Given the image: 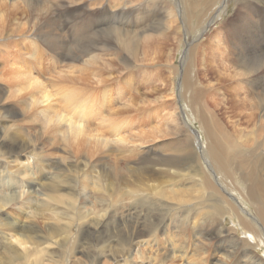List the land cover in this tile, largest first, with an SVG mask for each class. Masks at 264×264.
Segmentation results:
<instances>
[{
  "label": "rangeland",
  "instance_id": "rangeland-1",
  "mask_svg": "<svg viewBox=\"0 0 264 264\" xmlns=\"http://www.w3.org/2000/svg\"><path fill=\"white\" fill-rule=\"evenodd\" d=\"M188 1L194 10L190 15H187L186 0H29V6L22 8L26 10L27 18L23 32L14 33L11 39L0 41V52L5 49L1 46L2 43L12 42L15 53H26V62L16 64L14 61L13 67L33 73L41 82L40 86L32 85L27 89L29 103L19 108L15 106L16 98L10 97V88L6 94L8 111L6 110L5 115L10 113L14 116L13 122H21V133L29 135L33 142L28 144L17 140L13 134L6 136L13 137L12 143L17 141L14 151L28 153L24 161L30 159L34 174L31 171L22 172L13 163L3 165L0 173L7 174L4 179L0 174V195L13 197L8 203L11 205L8 206V211L14 218L18 216L19 220L24 221L26 218L25 221H28L27 217L32 211V206L29 205L31 200L23 197L27 181L34 178L35 174L36 178L41 177L38 189L43 193L54 182L55 170L63 175L62 179L68 183L69 189L61 190L60 194L72 204L57 211L63 215L70 231L69 238L67 234L63 238L66 243L65 240L62 241V247L52 246L55 260L67 258L71 253L79 251L78 242L79 247L89 248L94 264L192 262L198 256H194L193 251L185 250L189 246L187 236L190 234L184 229L194 227L195 231L201 230L204 234L206 226H195L194 214H188L185 210L201 206L203 193L207 195L210 192L198 186V175L203 173L210 178L216 177L209 170L211 161L205 157V162L200 157L198 147L202 151V145L207 147L212 142L229 144L232 140L230 150L262 155L264 148L259 147L258 143L264 133V119L261 118L260 110L251 106L258 101V97L250 92L263 91L264 77H250V74L246 75V69L250 66L255 70L262 69V64L258 61L264 56V0H212L209 6L206 5L207 0ZM246 3L256 11L255 18L245 21L240 28L231 26L230 22L237 14L242 12L245 16L248 13L243 11ZM149 11H154L158 18L165 20L164 23L152 20L139 28L140 32L146 31L144 36L154 35L158 38L156 47H146L144 37L135 53L115 47L112 29H108L118 28L123 32L133 31L136 34L135 21L139 19L137 14ZM214 14L217 18L204 32L203 28L209 25ZM74 24L76 27H71ZM156 26H162V30L156 31ZM250 30L254 32L251 39ZM258 30L261 35L256 34ZM101 35L108 38L110 43L99 44L98 38ZM21 39L24 41L19 44ZM53 39H58L55 49L50 48V42L46 43ZM66 41L70 45L66 46ZM59 42L61 44L58 46ZM95 46L104 49H95ZM207 46L212 50H206ZM207 51L210 53L205 56ZM212 51L214 54H211ZM215 54L217 61L213 60V67L200 64L203 58L209 57L206 60H210L211 55ZM70 55L71 59L66 57ZM93 56L96 59L90 60ZM4 66L2 60L0 70ZM34 67L41 74L34 73ZM97 70L104 72L107 89H113L114 82L121 81L124 86L122 90L127 92L125 106L136 109L137 156L134 154L130 158L128 154L121 155L118 146H105L96 139L100 134L99 125L106 122L100 123L96 119L95 101L85 83L98 84L99 78L94 75ZM187 75L191 85L185 88L184 80ZM68 76H74L79 81L75 93H78L82 105L78 104L75 124H82L83 132L71 144H50L49 135L44 133L39 122L44 112L38 114L37 109H47L50 116H67L69 105L64 96V80ZM217 86L222 91L217 90ZM119 105L116 103L114 107ZM23 112H26L25 116H22ZM106 115H112L109 119L115 124L128 121L125 116L118 114ZM202 122L211 129L212 138L209 136L208 139L206 136ZM129 135L130 133L126 134ZM110 146L115 149L109 151ZM1 160L6 158L2 157L0 162ZM129 168L141 171L150 168L152 177L143 185L141 182L131 184L136 191L125 200L127 222L117 224L115 220L110 223L103 221L97 230H88L83 222L84 218H81L83 212L89 208L98 210L101 207L115 211L124 191L121 179L125 177L134 180ZM105 174L111 176V179L104 177ZM100 179L103 181L99 184ZM216 186L230 188L227 192L232 195L229 200L234 205H239L240 201L245 211L257 217L253 205L244 194L246 184L242 180L238 181L236 187L223 183L218 178ZM52 208L50 205L47 211L37 213L43 218L39 219L40 224L47 229L51 224L60 225V222L52 219ZM119 211L118 214H111L121 216ZM212 216L207 218L206 224L220 222L218 217ZM203 220L200 219V222ZM234 222L238 225V218H234ZM223 224L226 228L234 226L229 217L223 220ZM127 226L133 228L131 232L126 229ZM236 228L239 230L238 237H245L243 230L239 226ZM136 232L144 233L138 241H134L136 248L151 240L150 244L147 243L148 246L139 248L143 258L136 254L137 249H129V241L136 236ZM0 235L1 246L4 239L1 233ZM262 237L264 241L263 232ZM238 242L234 245L237 250L243 246L240 240ZM195 243L200 247L198 241ZM260 243L255 252L258 253L259 263L264 264V243ZM207 244L206 248L210 243ZM174 250L178 251L177 257L170 253ZM114 254L118 257H114ZM40 257L44 258V253ZM69 261L66 259V263ZM19 264L31 263L24 256ZM250 264L255 263L250 261Z\"/></svg>",
  "mask_w": 264,
  "mask_h": 264
},
{
  "label": "bare ground",
  "instance_id": "bare-ground-1",
  "mask_svg": "<svg viewBox=\"0 0 264 264\" xmlns=\"http://www.w3.org/2000/svg\"><path fill=\"white\" fill-rule=\"evenodd\" d=\"M186 1L187 15H190L192 12L194 13V10L190 2L188 0ZM211 2L212 0H207L206 5L209 6ZM24 6H29V0H0V41L4 39H11L14 33L19 34L23 32L22 29L27 19L25 13L26 10L24 9V11L22 9ZM243 9V11H247L248 13L243 16L242 12L240 11L241 13L237 14V16L233 20H231V26L235 25L240 28L245 21L248 22L249 19L251 21L255 18L254 14L256 13V11L250 4L246 3ZM137 15L139 19H136L135 21L136 34H134L133 31L123 32L118 28L108 29H112L111 31L113 34L115 47H117L118 49L135 53L138 50L143 37L146 40V47H156L158 38L154 35L144 36L146 31L140 32L139 28L142 24L148 23L152 20L155 23L157 20L159 21V23H164L165 20L162 18H158L154 11L144 13L140 12ZM216 18L217 15L214 14L213 18L209 22V25L203 28L204 32L207 31V28L211 26L210 23L212 24V22H214V19ZM71 27L75 28L76 24L72 25ZM161 27L162 26H156L154 29L156 31H161ZM259 31L260 30L256 32V34L258 33L257 35H261L259 34ZM230 32L235 33L232 30H230ZM253 35L254 32L250 30V39L253 37ZM57 40L53 39L44 42H46L47 44L50 42V48L55 49ZM23 41L24 39H21L19 41V44ZM98 43L105 45L110 43V41L104 35H101L98 38ZM60 44L61 42L58 43V46ZM68 45H70V43L69 41H66V46ZM1 46L5 49L4 51L0 52V63L2 60H4L5 66L0 70V159L3 157L6 158V160H1L0 167L13 163L17 167H20L22 172L25 173L27 171H31V173L34 174L30 159L24 161V157L28 153L25 151H14V144H17V141L12 143L13 137L28 144L32 143L33 139L29 135L21 133L20 130L22 129L23 125L18 121L13 122L12 117L14 116L12 114L8 113L7 115H5L6 110L8 111L5 97L10 88V97L16 98V108H19L23 104L27 105V103H29L27 89L31 88L32 85L40 86L41 82L38 77H35L33 75V73L13 67L15 64L14 61L16 62V64H24L26 62L24 58L27 55L26 53H24L23 51L15 53V47L12 42L2 43ZM95 49L101 50L104 49V47L95 46ZM205 49L210 50L211 48L209 49V47L207 46V48L205 47ZM212 52L211 54H214V52ZM209 53L207 51L205 53V56H207V54ZM66 57L71 59L72 55ZM211 57L215 59H211ZM211 57L210 60H206V58L209 57L203 58L200 61V64L205 67H213L214 63L217 61V55H211ZM95 59L96 57L93 56L90 60ZM213 60H215V62ZM258 63L262 64V69L255 70L250 66L246 69V75L250 74V77L261 75L262 77H264V56L260 57ZM33 72L41 74V72L37 71L35 67L33 69ZM94 75L99 78L98 84L94 85L85 83L86 89L94 98L95 110H97L96 119L100 123L106 122V124L104 125H99L100 134L96 138L97 141L101 142L105 146L109 144L118 146V151L121 155L128 154L130 158H132L134 154L137 156L136 152L137 150H139L136 145L137 140L135 138V132L138 125L135 122L137 114L135 112L136 109H128L124 104V99L127 92L126 90H122L124 87L123 84L121 83V81H115L113 89H107V82L104 77V72L102 70H97L94 72ZM24 76L31 77L33 80H31V78L27 79ZM64 82L66 83V91L64 93V96L67 104L69 105L67 116L65 118H63V116L60 114L50 116V111H48L47 109H37L38 114L39 112H44V115L39 120V122L44 133L49 135L48 142H50V144H71V142L75 138H80L81 133L83 132L82 124H75V113L78 110V104L82 105L78 93H75L79 81L74 76H68L64 80ZM184 85L185 88L191 85V80L188 75L185 77ZM216 89L222 91L221 87L219 86H217ZM18 93L20 94L18 95ZM250 94L258 97V101L255 102V104H251V106L255 107L257 110H260L262 114L261 118L264 119V89L260 93L251 91ZM116 103L120 104L117 108L114 107ZM106 114H118L120 116H125L126 120L128 121H124L120 124H115L112 123L109 119L110 117H112V115H109L107 117ZM25 115L26 112H23L22 116ZM184 124L186 123L184 122ZM202 125L208 139L209 136L212 138L213 133L211 129L207 127L204 122H202ZM129 126L130 128H128ZM186 126L188 127L189 131H191L190 127L187 124ZM14 127L17 128L15 130H11V128L14 129ZM262 127L264 132V124L262 125ZM49 130H51V132H49ZM127 133H130V135L126 136ZM8 134H13V137L11 138L10 136H6ZM196 141H198L197 138ZM231 143L232 140L229 142V144L212 142L209 143L207 147L206 145H202V151L200 150V147H198V154L200 155V157L204 159L205 162L207 161L206 159H209L211 161V168L209 170L213 174L215 173L214 175L216 177L210 178L203 173H200L198 175V179H196V181L198 182V186L201 189L205 188V190H209L210 192L207 195L203 193L201 206H196L193 209L185 210V212L188 214H194L193 222L195 226L199 224L206 226V232L204 234L201 233V230L199 232L195 231L194 227L190 229H188L187 227L186 229H184L186 233L189 232L190 234L189 237L187 236L189 246L188 248H185V250L193 251V255L198 256V258L196 257L197 260H195V258L192 260V262H188V264H250V261H253L255 264H260L257 260L259 256L258 253L255 252V248L256 246L261 245L260 241L264 243L262 237V232L264 233V151H262V155L253 154L251 152L242 154L230 150L229 145ZM258 146L264 148V133L262 134V139L258 143ZM114 149V146L109 147V151H113ZM9 167H7V169H10ZM66 171H68V168H66ZM235 171L239 173L236 174ZM129 173L134 180L132 181L130 178L125 177L121 179V185L124 186V191L120 200L118 201L117 207L114 209L115 211H108L101 207L98 210L89 208L86 209L85 212H83V217L81 218H84L83 222H85V224L87 225L88 230H97L103 221H108L110 223L111 220H115L117 224H119L120 222L121 224H124L122 222L126 221L125 200L127 196L131 197V195H133L136 191L133 187H131V184L135 185L136 182H141V184L143 185L145 181L149 180L152 177V171L150 168H147L145 171H141L138 168H129ZM0 174L4 179L7 173L1 172ZM48 174H51V172H48ZM62 177L63 175L59 171L55 170L54 182L51 184L50 188L43 193H41L38 189V187L41 186V183L39 182V179H41V177L36 178L35 174L34 178H32L30 181H27L23 197L29 198L31 200L29 205L31 204L32 211L30 213V210H28V213L31 214H29V216L27 215L28 221H25L26 218L24 219V221H21L18 219V216L17 218H14L8 211V206H11L8 203L11 202L13 197H1L0 195V233L3 235L2 237L4 239L0 246V264H19L20 259H22L24 256H27L29 258L31 264H94V262L91 261L89 248L79 247L77 240V248L79 249V251L73 252L67 258H62L61 260H55L53 258L54 248L52 249V246L62 247V241L65 240L63 238L66 234L67 238H69L68 234L70 231V229H68L69 225L64 221L63 215L59 211H57L59 208H64L66 205L70 206L72 204L71 202H67L65 196L60 194L61 190L69 189L68 183L64 179H62ZM104 177L111 179V176L107 174H105ZM218 178L221 179L223 183L232 184L236 187H238V181L242 180L246 184L244 194L253 205L257 217H254L252 214L245 211V208L240 201H238L239 205H234L229 200L230 196L232 195L227 193L229 191L228 189L230 188H225L223 186H220L218 188L216 186ZM102 181L103 180L100 179L99 184L102 183ZM50 205L53 206V208L51 209V213H53L54 217L52 219H54L56 222H60V225L51 224V226L47 229L40 224L39 219L43 218L37 213L39 211H47ZM23 208L25 209L24 206ZM118 210H120L119 212L121 216L117 215ZM211 216L218 217L220 222L217 224H206L207 218H211ZM227 217L231 218L233 221L234 226L232 228H226V226L223 224V220H225ZM69 218H72V216L69 215ZM234 218H238V225H235ZM200 219H204L203 222H200ZM258 219L261 222L258 221ZM237 226H239L243 230V232L245 233V237H238L239 230L238 228H236ZM177 228L180 229V226H177ZM126 229L131 232L133 228L131 226H127ZM128 230L127 233H129ZM142 236H144V233L136 232V236H134V238L129 241L131 244L129 249L132 251H135L137 249L136 254L140 258H143V255L140 252L139 248L143 245H147V243H151L150 240L147 241V243H143L139 245L138 248H136V246L134 245V241H138L137 239ZM238 240L242 242L243 246L241 247V249L237 250L234 245L239 243ZM195 241H198L200 247L195 243ZM207 243H210L208 248H206V246L208 245ZM151 246H153V244ZM58 252H60V250H58ZM111 252H113V249L110 250V255ZM177 252L178 251L176 250L170 251L171 255H174V257H177ZM252 252H254V254H252ZM41 253H44V258L40 257ZM114 257L118 256L114 254ZM66 259H69L70 261L66 263Z\"/></svg>",
  "mask_w": 264,
  "mask_h": 264
}]
</instances>
